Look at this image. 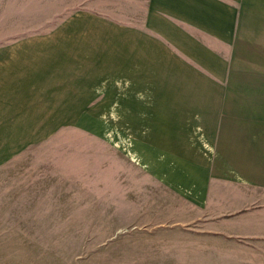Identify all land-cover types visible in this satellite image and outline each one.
Wrapping results in <instances>:
<instances>
[{"label": "crops", "instance_id": "obj_1", "mask_svg": "<svg viewBox=\"0 0 264 264\" xmlns=\"http://www.w3.org/2000/svg\"><path fill=\"white\" fill-rule=\"evenodd\" d=\"M84 2L45 33L0 41V171L57 128L117 115L132 160L192 210L187 235L263 247L264 75L237 67L264 58V0H143L139 24L117 20L137 0Z\"/></svg>", "mask_w": 264, "mask_h": 264}, {"label": "rangeland", "instance_id": "obj_2", "mask_svg": "<svg viewBox=\"0 0 264 264\" xmlns=\"http://www.w3.org/2000/svg\"><path fill=\"white\" fill-rule=\"evenodd\" d=\"M142 1L132 17L117 20L139 24ZM84 6V0H0V41L45 33ZM237 68L262 76L264 58L246 54ZM92 116L101 128H57L22 162L0 171V264H264V246L244 250L187 235L193 226L180 223L192 210L180 209L132 160L133 131L113 121L117 115Z\"/></svg>", "mask_w": 264, "mask_h": 264}]
</instances>
